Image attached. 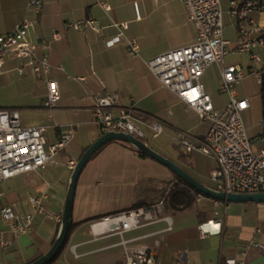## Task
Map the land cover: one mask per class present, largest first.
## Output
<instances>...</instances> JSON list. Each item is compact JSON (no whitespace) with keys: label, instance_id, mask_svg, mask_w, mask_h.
Returning a JSON list of instances; mask_svg holds the SVG:
<instances>
[{"label":"crops","instance_id":"1","mask_svg":"<svg viewBox=\"0 0 264 264\" xmlns=\"http://www.w3.org/2000/svg\"><path fill=\"white\" fill-rule=\"evenodd\" d=\"M27 1L0 0V35L10 33L26 18ZM42 1V11L36 19L32 18L34 23L27 40L36 54L44 51L43 42H51L50 77L58 84L60 100L52 110L44 109L46 85L28 68L20 75L17 68L23 61L10 55L0 67V109L18 110L25 127L44 128L47 144L68 131L72 138L45 168L2 182L0 209L6 205L15 214L24 215L32 211L30 198L45 197L42 201L45 210L62 218L73 171L67 164L77 163L84 151L101 136L92 117L91 105L92 97L105 93L118 97V108L133 107L145 116L161 120L165 124L164 138L168 144L165 141V145L153 143L150 137L145 143L197 181L213 188L209 179L215 168L213 158L199 152L186 154L177 144L182 132L203 138L209 123L199 120L195 111L162 87L146 65L154 56L194 41L195 29L184 5L179 0ZM101 1L108 3L109 11L99 5ZM220 2L224 11V37L225 28L232 25L226 14L228 0ZM252 16L264 24L259 14ZM87 18L100 22L103 29L96 33L88 29L74 31L67 26ZM116 22L128 24L124 39L118 42H114L118 31L111 27ZM54 33H58L60 39L52 41ZM129 39L139 46L137 56L128 54L125 42ZM237 41L238 35L235 42H230V49ZM262 60L264 68V53ZM212 67L219 72V95L226 94L219 90L218 65L209 67L201 78ZM236 87V94L241 97ZM226 95V104L212 99L216 109L228 104L229 96ZM241 98L250 103L244 94ZM161 167L127 144L115 141L103 146L79 175L73 226L65 246L51 263L121 264L124 261L123 249L118 245L121 236L109 232L107 225L96 222L104 216L132 210L134 204L146 206L159 200L173 183L172 174L166 175ZM60 222L36 214L29 234L14 235L9 223L0 215V264H30L40 258L54 242ZM122 238L132 240L131 248L153 250L161 264H226L232 257L247 264H264V204L224 203L197 196L191 209L163 212L157 220L125 232Z\"/></svg>","mask_w":264,"mask_h":264},{"label":"built area","instance_id":"2","mask_svg":"<svg viewBox=\"0 0 264 264\" xmlns=\"http://www.w3.org/2000/svg\"><path fill=\"white\" fill-rule=\"evenodd\" d=\"M179 1L186 9L189 22L194 26V41L156 55L146 65L162 87L173 92L187 108L196 112L200 120L208 122L210 126L203 138L185 132L179 133L177 144L186 154L199 152L213 158L215 168L210 172L209 179L214 184V189L232 194L264 193V118L260 122L259 134L251 141L242 119V113L250 108V103L235 91V87L245 78V71L241 64H225V58L229 54L249 55L253 64L262 61L259 54L264 53V24L255 20L252 15L256 13L264 18V1L228 0L226 14L238 35L237 44L231 49L230 42L223 37L224 11L220 0ZM99 5L106 12L110 9L105 1L99 2ZM42 8V0H28L26 18L10 33L0 35V67L10 55L22 60L17 72L23 75L28 68L35 78L46 85L47 93L42 106L46 110H52L60 100V91L57 82L50 77L51 42H43L44 51L36 54L27 40L34 23L32 18L36 19ZM67 26L74 31L88 29L96 33L103 29L100 22L90 18ZM111 27L118 31L114 42L122 41L128 24L116 22ZM58 39L60 35L54 33L52 41ZM125 44L130 56L139 54V46L135 40H126ZM212 65L220 67L219 90L229 96L228 104L220 110L214 107L211 96L206 93L200 80ZM248 72L258 85L263 86L264 68L256 70L249 67ZM118 110V114H115ZM91 113L101 135L109 132L123 133L145 142L149 137H160L165 131V124L157 118L145 116L133 107L118 108V97L113 93L92 97ZM71 138L72 133L68 131L61 134L55 142L47 144L44 128L25 127L18 110L0 109V184L19 174L45 168ZM67 166L74 169L76 162L70 161ZM44 198H30L32 211L24 215L15 214L9 206L1 207L0 215L9 223L14 235L29 234L36 214L61 221L60 215H53L45 210L42 202ZM198 198L202 196L198 195ZM163 207V199H160L145 207L104 216L96 222L107 225L109 232L121 236L118 243L124 252L121 264H161L156 252L140 247L131 248L129 244L132 240L123 239L122 235L143 223L160 218L164 212ZM164 219L169 221L167 217ZM170 229L169 227L168 230ZM226 264L247 263L232 257L226 260Z\"/></svg>","mask_w":264,"mask_h":264},{"label":"water","instance_id":"3","mask_svg":"<svg viewBox=\"0 0 264 264\" xmlns=\"http://www.w3.org/2000/svg\"><path fill=\"white\" fill-rule=\"evenodd\" d=\"M121 142L129 145L135 149L139 154H142L146 158H149L160 165L166 167L169 171L174 173L190 188L194 189L201 196L209 198L215 201L224 203H257L264 204V193L260 194H232L218 191L212 187L206 186L201 182L193 178L183 168L178 166L175 162L169 158L158 153L152 149L147 143L138 140L137 138L123 133L109 132L101 135L95 142H93L78 159L75 168L73 169L68 189L65 197L64 208L62 212V218L59 225L57 236L52 243L50 249L42 255L40 258L30 264H50L54 261L63 249L67 240L70 227L72 224V212L75 198V190L79 175L83 171L84 167L90 161L92 156L103 146L110 142Z\"/></svg>","mask_w":264,"mask_h":264},{"label":"rangeland","instance_id":"4","mask_svg":"<svg viewBox=\"0 0 264 264\" xmlns=\"http://www.w3.org/2000/svg\"><path fill=\"white\" fill-rule=\"evenodd\" d=\"M225 20V18H224ZM224 38L229 40L230 42H235L237 40L236 30L233 26H228L224 30ZM261 60L263 59V53L260 52ZM226 65H234L240 63L245 69V78L240 82V84L236 87L237 91L240 93V96L244 94L250 100L251 106L250 108L242 113L243 123L247 132V135L251 141L255 140L260 131V122L264 116V90L263 86H260L256 83V80L250 75L248 72V67H253L256 70L262 69L263 60L261 62H255L254 64L250 61L249 55H236L229 54L225 58ZM201 82L204 86L206 93H208L214 102H219L222 104H226L227 95L222 94L219 95L218 92V83H219V72L218 69L212 67L209 71H207L203 78H201ZM199 118V117H198ZM200 120V119H199ZM165 134L161 135L159 138L152 140L153 143L156 144H164L163 141L168 142L164 138ZM165 145V144H164ZM170 145V144H169ZM168 145V146H169ZM172 148L173 146L170 145ZM256 148V146H254ZM253 149L255 150V148ZM174 149V147H173ZM176 153L173 151L172 153ZM162 166V165H161ZM164 170L165 174H171V172L164 166L161 167ZM172 176V175H171ZM172 178V177H171ZM163 199V197H160ZM159 199V200H160ZM158 200V199H157ZM156 200V201H157Z\"/></svg>","mask_w":264,"mask_h":264},{"label":"trees","instance_id":"5","mask_svg":"<svg viewBox=\"0 0 264 264\" xmlns=\"http://www.w3.org/2000/svg\"><path fill=\"white\" fill-rule=\"evenodd\" d=\"M100 150L101 149H99L92 157H94ZM133 150H135V149H133ZM140 155L143 158H146L142 154H140ZM171 174L173 176V183L168 188V190L164 192V194L162 196L163 197V205H164V207H163L164 213L183 212V211H186L188 209H191L195 205L197 196L200 194L198 192H196L194 189L190 188L187 184H185L174 173L171 172ZM143 206H144L143 204H134L131 209H137V208H140ZM72 226H73V224H71V227ZM65 244H66V242H65ZM54 261H52V263ZM52 263H50V264H52Z\"/></svg>","mask_w":264,"mask_h":264}]
</instances>
